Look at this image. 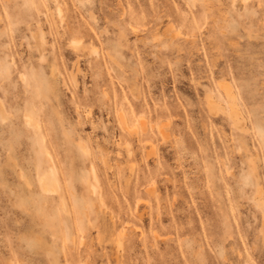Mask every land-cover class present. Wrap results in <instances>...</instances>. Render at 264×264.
<instances>
[{"label":"rangeland","instance_id":"rangeland-1","mask_svg":"<svg viewBox=\"0 0 264 264\" xmlns=\"http://www.w3.org/2000/svg\"><path fill=\"white\" fill-rule=\"evenodd\" d=\"M0 264H264V0H0Z\"/></svg>","mask_w":264,"mask_h":264},{"label":"bare ground","instance_id":"bare-ground-1","mask_svg":"<svg viewBox=\"0 0 264 264\" xmlns=\"http://www.w3.org/2000/svg\"><path fill=\"white\" fill-rule=\"evenodd\" d=\"M73 40V39H72ZM74 41V40H73ZM75 42V41H74ZM226 86V85H225ZM235 91V90H234ZM230 93H229V90H226V95H227V98L226 99H228L227 101H229L228 102V104H230V105H228V106H230L229 108H228V110H230V112L233 114V116H234V120L236 121V123L238 124V125H241V118L239 117V115L237 114V111L235 110V102H233L234 101V99L236 98H232L230 95H229ZM236 95V94H235ZM213 99V98H212ZM215 100V99H214ZM237 100V99H236ZM209 102V101H208ZM216 102V101H215ZM211 103V102H210ZM218 103H219V101H218ZM237 103H238V101H237ZM2 105V104H1ZM237 105V104H236ZM213 110V109H212ZM239 110V109H238ZM123 114V113H122ZM6 115V114H5ZM4 118V117H3ZM232 121V120H231ZM241 128H242V126H241ZM240 128V129H241ZM242 130V129H241ZM244 130V129H243ZM125 147V146H124ZM131 147V146H130ZM50 155V154H49ZM252 166V165H251ZM96 177V176H95ZM96 179H98V177H96ZM41 180V179H40ZM44 181V180H43ZM43 184H44V182H43ZM49 185H51L50 183H49ZM44 186V185H43ZM46 186V185H45ZM49 191V190H48ZM121 231V230H120Z\"/></svg>","mask_w":264,"mask_h":264}]
</instances>
